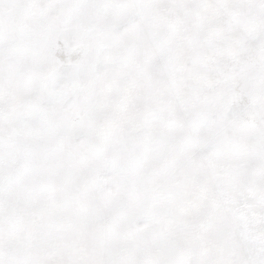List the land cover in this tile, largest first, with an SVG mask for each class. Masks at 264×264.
I'll return each mask as SVG.
<instances>
[{
	"label": "snow or ice",
	"instance_id": "snow-or-ice-1",
	"mask_svg": "<svg viewBox=\"0 0 264 264\" xmlns=\"http://www.w3.org/2000/svg\"><path fill=\"white\" fill-rule=\"evenodd\" d=\"M0 264H264V0H0Z\"/></svg>",
	"mask_w": 264,
	"mask_h": 264
}]
</instances>
